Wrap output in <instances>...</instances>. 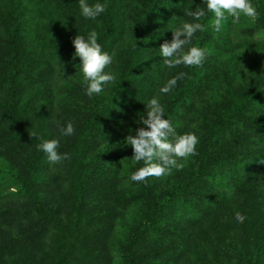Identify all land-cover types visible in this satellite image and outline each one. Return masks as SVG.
<instances>
[{
	"label": "trees",
	"instance_id": "obj_1",
	"mask_svg": "<svg viewBox=\"0 0 264 264\" xmlns=\"http://www.w3.org/2000/svg\"><path fill=\"white\" fill-rule=\"evenodd\" d=\"M252 3L234 37L202 0H107L94 21L79 0H0V264H264V0ZM191 7L206 11L188 46L205 59L170 69L160 46ZM92 30L116 80L89 97L73 40ZM153 97L198 154L133 182L144 163L125 141ZM50 139L68 159L49 162L37 146Z\"/></svg>",
	"mask_w": 264,
	"mask_h": 264
},
{
	"label": "clouds",
	"instance_id": "obj_2",
	"mask_svg": "<svg viewBox=\"0 0 264 264\" xmlns=\"http://www.w3.org/2000/svg\"><path fill=\"white\" fill-rule=\"evenodd\" d=\"M206 4L207 12L214 15L212 27L216 32L221 31L224 22L231 17L233 23L241 18V15L248 18H256L259 15L252 0H202ZM81 15L87 20H96L108 9L107 0L90 4L88 0H79ZM188 8L184 11V16L192 18L193 22H182L175 31H172L173 39L160 46V56L163 63L168 68H175L179 65L187 67L202 65L206 49L191 46L193 38L198 32L205 31V25L198 21L206 16V11L197 7L195 11ZM99 35L95 30L90 31L87 36L77 35L73 40L75 52L73 59L79 58L80 71L86 86L85 94L89 97L98 96L104 93L105 89L115 82L116 76L110 69L113 64V55L102 49L98 42ZM63 70L65 65L60 63ZM187 74L179 73L169 79L160 88V93L168 94L177 86L179 80ZM165 115V107L158 97H153L146 104V114L140 117L141 127L135 135L129 134L126 138V146H131L134 151L132 160L143 161L144 167L135 171L130 179L133 182L147 183L149 177H162L171 173L175 169L183 167L182 161L196 156L199 137L195 133H185L178 135L172 126L171 121ZM61 136H71L75 133L72 123L60 126ZM43 151L51 163H60L69 158L68 153H61L60 139L43 140L38 146ZM246 216L237 215L236 222L243 223Z\"/></svg>",
	"mask_w": 264,
	"mask_h": 264
},
{
	"label": "rangeland",
	"instance_id": "obj_3",
	"mask_svg": "<svg viewBox=\"0 0 264 264\" xmlns=\"http://www.w3.org/2000/svg\"><path fill=\"white\" fill-rule=\"evenodd\" d=\"M252 20H253V18L246 17L244 20H238V21H236L235 28H234L235 33L233 34L234 37L235 36L236 37L241 36V34L238 33L240 30L246 29V28H249L250 26H252V23H251ZM243 27H245V28H243Z\"/></svg>",
	"mask_w": 264,
	"mask_h": 264
}]
</instances>
